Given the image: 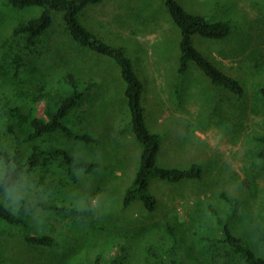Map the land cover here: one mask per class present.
I'll use <instances>...</instances> for the list:
<instances>
[{"label":"rangeland","instance_id":"1","mask_svg":"<svg viewBox=\"0 0 264 264\" xmlns=\"http://www.w3.org/2000/svg\"><path fill=\"white\" fill-rule=\"evenodd\" d=\"M177 1L188 12L211 21L233 20L227 37L195 35L194 43L219 68L242 81L241 100L212 84L195 62L179 77L181 33L163 0H103L80 14L89 30L123 46L132 57L144 82L148 126L163 138L158 165L187 168L198 163L202 167L200 180L153 179L150 190L159 207L148 212L139 200L123 206L140 146L129 129L125 83L117 63L77 45L66 31L63 13L55 12L52 27L26 56L15 80L10 59L23 43L13 27L39 15L42 8L16 9L0 0V120L4 103L18 83L36 93L41 88L67 87L68 72L91 80L94 83L83 103L69 116V126L88 131L94 139L56 133L53 141L98 164L89 172L79 170L76 181L58 163L49 173L38 168L0 196L1 203L11 206L46 189V199L91 210L89 217L82 218L35 205V231L57 237L52 247L26 243L19 227L0 219V264H156L146 251L148 245L158 247L166 261L175 259L176 264H246L236 256L227 258L224 245L206 239L219 236L225 224L264 257V158L254 152L263 146L255 136L264 134L260 94L264 0ZM42 110L43 104L38 103L35 111L41 115ZM2 170L0 159V175ZM42 174L46 175L43 183ZM222 192L228 199L222 198Z\"/></svg>","mask_w":264,"mask_h":264},{"label":"trees","instance_id":"2","mask_svg":"<svg viewBox=\"0 0 264 264\" xmlns=\"http://www.w3.org/2000/svg\"><path fill=\"white\" fill-rule=\"evenodd\" d=\"M6 1L16 9L32 6L42 8L39 15L21 21L13 27V34L21 37L23 43V49L14 52L10 59L12 76L15 80L20 78L26 56L35 51L42 36L52 27L55 12L63 13L66 31L77 45L88 48L99 55L107 56L119 66L125 83L124 95L129 110V129L140 146L134 179L123 196L124 207L139 200L148 212L156 211L159 201L150 190V183L155 178L168 182H180L185 179L200 180L202 178V167L198 163H193L187 168L158 165L157 157L163 138L160 133L152 131L148 126L146 108L143 104L144 82L136 72L132 57L123 46L106 42L80 21V14L87 6L100 3L103 0ZM163 1L172 21L181 33L177 68L179 77L188 72L191 62H195L212 84L221 89H228L238 100H241L245 95L242 81L230 72L219 68L194 43L195 35L214 39L227 37L233 28V20L211 21L205 16L188 12L177 0ZM82 80L74 73L68 72L67 87L59 85L50 90L41 88L36 93H29L23 85L18 83L11 97L4 103L5 114L0 120L3 134L0 135V159L3 163L0 175V196L14 187L25 174L38 168L49 173L51 166L58 163L64 168L67 175L76 181L79 170L89 172L98 166L93 161L75 156L70 150L60 145L57 146L53 141L56 133L84 141L94 139V136L88 131L69 126L70 114L80 107L86 92L94 83L91 80H83L86 83L84 89ZM260 94L264 97V87L260 89ZM38 103L43 104L41 115L35 111ZM255 138L263 146L255 149L254 152L264 158V134L256 135ZM45 176L42 174L43 180H40L42 183ZM44 193L46 194V189L25 195L11 206L0 202V219L19 227L26 243L52 247L57 244V237L35 231L36 226L32 216V209L35 205L59 215H76L82 218L89 217L91 210L83 206L63 205L51 201L43 197ZM221 196L223 199H228L224 192L221 193ZM235 205L233 203V206ZM209 209L215 213L214 208L209 207ZM169 227L173 234L174 228L171 225ZM206 239H210L213 244L224 245L227 258L236 256L246 264H264V257L257 255L242 237L236 236L231 231L227 224L221 227L219 236ZM159 250L153 245H148L146 248L154 263L176 264L175 259L166 261Z\"/></svg>","mask_w":264,"mask_h":264}]
</instances>
